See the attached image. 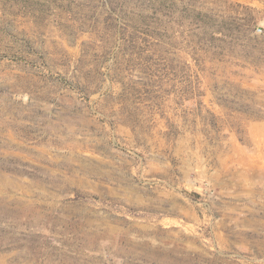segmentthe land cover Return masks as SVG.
I'll use <instances>...</instances> for the list:
<instances>
[{
    "label": "rangeland",
    "instance_id": "obj_1",
    "mask_svg": "<svg viewBox=\"0 0 264 264\" xmlns=\"http://www.w3.org/2000/svg\"><path fill=\"white\" fill-rule=\"evenodd\" d=\"M0 264H264V0H0Z\"/></svg>",
    "mask_w": 264,
    "mask_h": 264
}]
</instances>
